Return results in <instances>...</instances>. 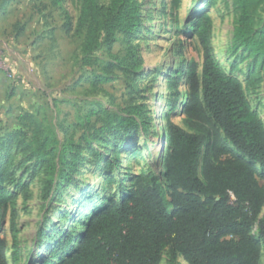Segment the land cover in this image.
Here are the masks:
<instances>
[{
	"label": "rangeland",
	"instance_id": "1",
	"mask_svg": "<svg viewBox=\"0 0 264 264\" xmlns=\"http://www.w3.org/2000/svg\"><path fill=\"white\" fill-rule=\"evenodd\" d=\"M108 1L99 0L103 5ZM138 1L140 27L129 37L116 33L113 43H102L85 63L84 30L76 27L80 0H0L5 62L0 68V190L15 197L17 264L56 261L74 243L66 237H76L90 213L117 198L120 185L128 188L140 171L161 174L163 129L158 140L155 136L165 124L174 92L166 76L174 72L168 82L172 85L175 72L192 64L200 74L202 48L191 28L198 17L208 15L216 61L240 81L264 123V57L234 40L238 10L233 0ZM256 17L260 29L264 4L256 9ZM128 46L137 51L141 68L132 71L122 62L107 70L106 64L122 59ZM97 75L110 79L93 85ZM185 86L179 87L182 95ZM136 105H141L138 121L143 122L131 127L126 137L121 130H102ZM148 116L153 125L147 123ZM171 120L184 126L178 112ZM47 169L55 182L44 199ZM10 211L6 201L0 207V238L8 264ZM166 258L159 264H167Z\"/></svg>",
	"mask_w": 264,
	"mask_h": 264
},
{
	"label": "trees",
	"instance_id": "2",
	"mask_svg": "<svg viewBox=\"0 0 264 264\" xmlns=\"http://www.w3.org/2000/svg\"><path fill=\"white\" fill-rule=\"evenodd\" d=\"M262 4L264 0H233L238 10L233 37L264 57V24L256 27V9ZM141 16L138 0H109L105 5L80 0L76 27L84 30V62L93 60L90 54L102 43H113L116 33L134 34ZM191 28L202 48V67L198 75L193 64L182 65L172 85L168 82L174 72L166 76L174 92L164 117L161 174L140 171L128 188L120 185L117 198L90 213L76 237H66L73 245L56 261L43 264H159L164 255L167 264H180V259L186 264H264V123L240 81L216 61L208 15L198 17ZM115 59V64H106L107 70L122 62L132 71L142 66L132 46L122 59ZM109 79L97 75L92 84ZM182 84L187 86L184 101ZM177 112L184 126L171 120ZM138 118L141 105L129 106L127 115L102 130H121L126 137L131 127L142 124ZM12 182L25 188L20 181ZM54 182L47 169L44 199ZM14 199L0 190V207L7 201L11 208V262L17 264ZM0 264H8L1 238Z\"/></svg>",
	"mask_w": 264,
	"mask_h": 264
},
{
	"label": "bare ground",
	"instance_id": "3",
	"mask_svg": "<svg viewBox=\"0 0 264 264\" xmlns=\"http://www.w3.org/2000/svg\"><path fill=\"white\" fill-rule=\"evenodd\" d=\"M162 84H163V82H162ZM186 89H187V87L185 86V91H184V94H183V97H184V98H183V101H184L185 98H186V91H187ZM183 101H182V102H183ZM177 111H178V109H177ZM156 122H157V120H156ZM162 129H163V128H161V127L158 126L157 131H156V136H155L156 140L159 139V138H158V137H159V133L162 132ZM183 263L186 264L185 261H183Z\"/></svg>",
	"mask_w": 264,
	"mask_h": 264
},
{
	"label": "built area",
	"instance_id": "4",
	"mask_svg": "<svg viewBox=\"0 0 264 264\" xmlns=\"http://www.w3.org/2000/svg\"><path fill=\"white\" fill-rule=\"evenodd\" d=\"M4 63H5L4 62V55H3L2 51L0 50V68H1L2 64H4Z\"/></svg>",
	"mask_w": 264,
	"mask_h": 264
},
{
	"label": "water",
	"instance_id": "5",
	"mask_svg": "<svg viewBox=\"0 0 264 264\" xmlns=\"http://www.w3.org/2000/svg\"><path fill=\"white\" fill-rule=\"evenodd\" d=\"M175 115V114H174ZM161 143H162V139H161Z\"/></svg>",
	"mask_w": 264,
	"mask_h": 264
}]
</instances>
